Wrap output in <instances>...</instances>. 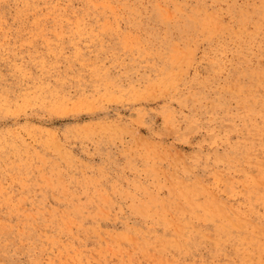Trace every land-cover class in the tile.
Returning <instances> with one entry per match:
<instances>
[{"label":"rangeland","instance_id":"obj_1","mask_svg":"<svg viewBox=\"0 0 264 264\" xmlns=\"http://www.w3.org/2000/svg\"><path fill=\"white\" fill-rule=\"evenodd\" d=\"M0 244L264 264V0H0Z\"/></svg>","mask_w":264,"mask_h":264},{"label":"bare ground","instance_id":"obj_2","mask_svg":"<svg viewBox=\"0 0 264 264\" xmlns=\"http://www.w3.org/2000/svg\"><path fill=\"white\" fill-rule=\"evenodd\" d=\"M129 19V18H128ZM105 21V20H104ZM136 26V25H135ZM109 28V27H108ZM135 32V31H134ZM97 36V35H96ZM135 38V37H134ZM90 39V38H89ZM102 39V38H101ZM68 41V40H67ZM18 208V207H17ZM38 221V220H37ZM18 222V221H17ZM20 223V222H19ZM50 225V224H49ZM14 227V226H13ZM13 230V229H12ZM4 231V230H3ZM8 231V230H7ZM2 234V233H1ZM51 235V234H50ZM2 239V238H1ZM3 241V240H2ZM1 245V244H0ZM2 250V249H1ZM4 252V251H3ZM2 254H0L1 256ZM40 255V254H39ZM74 260V259H73ZM120 260V259H119ZM133 262V261H132ZM51 263V262H50ZM123 263V262H122Z\"/></svg>","mask_w":264,"mask_h":264}]
</instances>
